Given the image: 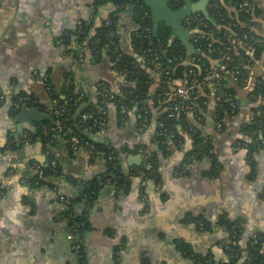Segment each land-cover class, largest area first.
Returning a JSON list of instances; mask_svg holds the SVG:
<instances>
[{
  "label": "crops",
  "instance_id": "0c3cea01",
  "mask_svg": "<svg viewBox=\"0 0 264 264\" xmlns=\"http://www.w3.org/2000/svg\"><path fill=\"white\" fill-rule=\"evenodd\" d=\"M261 4L264 7V0ZM94 10L91 0H0V264H68L71 259L57 192L24 182L32 165L46 163L48 156L41 142L26 138L37 120L19 119L22 110H16L12 100L19 94L44 96L36 71L50 75L58 86L65 75L73 76L90 95L101 80L119 89L123 78L108 59L99 62L93 55H88L89 60L78 59L70 51L75 47L60 43L67 30L93 19ZM112 11L110 6L102 7L97 25ZM260 20L264 26V19ZM137 27L128 7L119 14L112 35L131 52ZM262 74L264 64L260 63L248 85L239 89L241 108L226 119L224 129L215 121L214 101L203 112L202 121L191 116L213 145L220 174L209 173L210 157L185 161L193 147L191 136L185 135L180 146L161 157L160 182L136 176L128 191L113 190L99 198L91 210V229L84 236L86 264H203L197 256L207 257L209 264H221L230 259L227 237L238 233L242 258L248 257L250 243L260 241L264 261V145L251 152L243 143L249 138L243 127L255 105L249 94ZM174 83L178 86L183 81ZM161 117L162 111L154 109L146 127L138 105L124 120L117 118V109L111 105L108 127L95 138L126 149L122 159L128 170L139 166L129 162L132 155H141L147 162L137 146L152 147ZM57 137L65 173L89 178L102 170L99 164H91L85 150L72 157L64 139ZM61 185L62 190H71L67 181ZM198 217L210 228L205 229ZM224 218L235 224L227 229Z\"/></svg>",
  "mask_w": 264,
  "mask_h": 264
},
{
  "label": "trees",
  "instance_id": "16d2710c",
  "mask_svg": "<svg viewBox=\"0 0 264 264\" xmlns=\"http://www.w3.org/2000/svg\"><path fill=\"white\" fill-rule=\"evenodd\" d=\"M169 1L173 9H179L184 0ZM262 1L210 0L207 7L209 17L201 11L192 14L203 18V23L194 24L199 25L200 32L190 36L195 47L194 53L189 52L179 37L175 36L171 41L173 31L163 23L158 34H154L152 12L145 0H91L95 9L93 19L81 21L75 29L66 31L60 43L69 49L71 46L75 47L70 49L75 58L89 60L88 55H93L99 62L108 59L123 78L117 90L111 88V84L105 80L99 81L95 94L90 95L77 84L73 76L65 75L66 80L58 86L48 75L50 93L42 85L44 96L30 94L37 99V108L42 112L50 114L51 108H56L60 113L37 120L36 127L29 130V136L26 137L29 142L40 141L50 154L46 163H38L44 172L42 176L39 171L30 170L26 177L34 188L48 185L46 188L53 190L55 185L62 187L61 181H67V185L71 187L68 191H58L57 195L59 200L62 195L70 198L69 203L61 202L60 210V218L66 231L83 239L81 251L71 255L76 263L86 264L84 236L91 229V210L99 198L113 190L116 193L128 191L136 176L160 182L161 157H168L175 146H180L185 140V135L189 134L193 140V147L185 161L188 158L210 157L212 168L209 173L217 176L220 174L217 154L210 152L214 147L191 116L202 121L203 112L214 101L215 121L221 122L224 129L226 119L239 112L242 102L238 96L239 89L246 87L255 68L260 63L264 64V26L260 20L264 19ZM105 6L114 8V11L97 25L96 15ZM128 7L134 12L138 25L131 52L125 50L118 38L112 35L119 14ZM148 27L151 31H147ZM213 60L217 64L214 65ZM222 66L231 71V74L224 73L223 78L215 85L203 81L208 71L220 70ZM177 79L182 80L185 85H195L190 96L175 95L177 86L174 82ZM155 84L157 87L154 89ZM55 99L53 105L52 101ZM249 100L255 105L250 121L243 127L244 133L249 136L243 143L254 152L264 145V74L256 77ZM111 105L116 107L117 118L120 120L127 119L132 108L138 105L140 120L146 127L153 120V110L162 111V117L157 119L151 139L152 147L149 148L150 145L144 143L137 146L149 163L147 168L133 166L126 170L122 159L126 149L120 150L107 140L100 142L92 139V135L101 134L107 129ZM101 107H104L105 112ZM85 113L91 116L85 119ZM57 122L62 124V128L47 131ZM57 136L64 139L66 149L72 157L77 156L73 151L72 136H78L80 143L94 141L95 150L90 154V162L99 164L102 170L89 178L65 173L59 157L62 149H59ZM52 160H56L57 164H52ZM72 188L77 191L74 192ZM80 203L86 207L81 208ZM196 219L203 223L205 229L210 228L203 217ZM222 222L227 229L235 224L226 218ZM238 237L239 233L237 236L227 237L230 259L221 264H264L260 241L249 244L246 249L249 255L243 259V252L236 242ZM180 247L186 248L182 244ZM196 259L209 264L207 257L197 256ZM72 261L70 259L68 264H73Z\"/></svg>",
  "mask_w": 264,
  "mask_h": 264
},
{
  "label": "built area",
  "instance_id": "2783aa9c",
  "mask_svg": "<svg viewBox=\"0 0 264 264\" xmlns=\"http://www.w3.org/2000/svg\"><path fill=\"white\" fill-rule=\"evenodd\" d=\"M109 23H111V22L109 21ZM195 23H200V24L203 23V18L198 16V15H191V16H188V17L184 18V25H185V28L187 30L192 31L193 33L200 32L199 25L194 26ZM147 31H151L150 27L147 28ZM224 73H226L228 75V74H231V71L227 70L225 66H222L220 70L212 69V70L207 72V74L205 75L203 81L206 82V83H210L211 85H215V83L217 81H219V80H221L223 78ZM36 75H37L38 81L42 85H44L45 90L48 93H50V85L48 83L47 75H43L42 76V75H40L38 73V71H36ZM194 87H195L194 84L185 85L184 83H182V84H180V85H178L176 87L175 95L177 94V95H183V96H190V94H191L192 90L194 89ZM1 98L5 99V96L1 95ZM52 102H53V105H54V103L56 102V99L53 100ZM36 104H37V99H35L31 95H27V94L16 95L13 98V100H12V106L18 111L22 110L23 107H25V106L37 108ZM101 110L105 112L104 107H101ZM49 112H50V114H53V113L59 114L60 113V111L58 109H56V108H51V110ZM90 116H91V114H89V113H85L83 115V117L85 119H87ZM218 126L219 127L221 126L220 123L218 124ZM58 128L59 129L62 128V124L60 122H57L56 125L53 128H50L47 131H49L51 129H58ZM70 132H71V130H70ZM67 133H69V131ZM92 139L99 140V138H95V135H92ZM72 141H73V151H74V154H76V155H78L83 150L87 151L89 153V155H90L95 150V142L94 141H89L88 140V141H85L84 143H82V142L80 143V140H79L78 136H72ZM210 152L211 153H215V149H211ZM46 153H47V156H48L50 154V151L47 150ZM52 164L56 165L57 161L56 160H52ZM31 169L39 171V174L41 176L44 174V172L42 171V168L37 163L32 165ZM24 182L26 184L30 185L29 178L24 177ZM40 187L41 188H43V187L46 188V187H48V185L47 186L43 185V187L42 186H40ZM60 190H62L61 187H59L57 185H55L54 188H53V191H55V192H58ZM72 190L74 192L77 191L76 188H73ZM60 201L69 203L70 202V198L62 195L60 197ZM80 207L84 209L86 206H85V204L80 203ZM201 225L203 226V223H201ZM65 236L68 239L69 244H70L71 255H73L75 253H79L81 251V249H82V246H83V241H82L83 239L77 238L73 233L68 232V231H66ZM72 260H73V258L71 257V261ZM73 261H72L73 264H78V263H76V261H74V262Z\"/></svg>",
  "mask_w": 264,
  "mask_h": 264
},
{
  "label": "water",
  "instance_id": "95a60500",
  "mask_svg": "<svg viewBox=\"0 0 264 264\" xmlns=\"http://www.w3.org/2000/svg\"><path fill=\"white\" fill-rule=\"evenodd\" d=\"M152 12V19L154 22V34L157 35L160 29V25L163 23L170 27L173 31V36L171 41L175 36L179 37L184 44L188 47L190 53L195 52V47L190 41V36L193 33L187 30L182 23V19L191 16L196 12H203L207 17H209L208 4L210 0H184L186 4L179 9H173L170 5L169 0H145ZM51 117L49 113L42 112L35 107H23L22 113L19 119L28 120H41ZM26 127L31 128V124H25ZM22 130V126H20ZM19 140V137L17 136ZM40 142V141H39ZM129 162L132 164L139 165L143 168L149 166L141 155H132L129 157Z\"/></svg>",
  "mask_w": 264,
  "mask_h": 264
}]
</instances>
